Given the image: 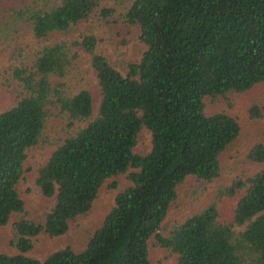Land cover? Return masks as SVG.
Instances as JSON below:
<instances>
[{"label": "trees", "instance_id": "16d2710c", "mask_svg": "<svg viewBox=\"0 0 264 264\" xmlns=\"http://www.w3.org/2000/svg\"><path fill=\"white\" fill-rule=\"evenodd\" d=\"M97 8L112 12L99 0H0V44L21 30L36 41L10 67L18 97L0 110V225L12 224L16 247L0 251V264H154L152 243L175 264H264L263 166L164 226L180 185L217 177L222 152L240 135L238 119L208 111L209 101L264 83V0H131L122 18L138 26L144 49L124 72L96 49L95 35L78 42L97 78L94 95L86 87L70 90L62 79L76 43L65 35ZM53 107L74 130L38 164L36 190L53 201L36 220L25 215L19 186ZM250 113L261 109L253 104ZM143 131L150 145L139 151ZM247 156L264 161V145L254 142ZM121 174L128 184L116 190L83 248L29 253L36 235L66 233ZM237 194L222 219L221 199Z\"/></svg>", "mask_w": 264, "mask_h": 264}, {"label": "rangeland", "instance_id": "374dc122", "mask_svg": "<svg viewBox=\"0 0 264 264\" xmlns=\"http://www.w3.org/2000/svg\"><path fill=\"white\" fill-rule=\"evenodd\" d=\"M130 2L131 0H99L100 7L112 9L110 14L103 15L97 8L92 15L77 22L67 31L65 36L76 42L72 45L74 56L71 64L62 79L70 90L86 87L94 95L98 94L95 72L88 61L87 53L81 49L78 43L84 35H95L97 38L96 49L104 53L111 64L122 72L125 71L128 62L135 60L141 54L144 44L138 38V26L126 23L122 18V12ZM15 35L5 44H0V110L12 104L18 97L17 82H12L10 79V67L25 60L27 54L31 53L35 47L36 41L27 30H21L16 39ZM16 45H22L23 53L19 52L20 49ZM253 104L260 107L261 114L259 116H253L250 113V107ZM207 110H224L235 116L241 125L240 135L222 152L220 173L217 177L211 181L189 177L180 185L179 198L172 204L164 220L166 227L191 210L199 209L204 202L215 195L219 188L230 184L233 179H244L258 168L264 167V161L255 162L247 156L248 149L254 142L258 141L264 145V83L256 84L244 92H228L215 101H209ZM73 130L74 126L69 125L67 118L61 112H58L54 107L50 109L41 141L28 150L24 178L19 186L25 201L26 217L41 219L52 203V198L45 197L36 190L34 184L36 170L38 164L48 156L56 143ZM149 145V134L143 131L137 149L144 151ZM115 179L118 186L109 187L104 184L91 209L70 220L66 233L49 236L41 232L36 235L29 253L37 257H44L52 250L67 245L74 249L83 248L87 237L100 224L104 214L111 206L116 190L128 184V179L124 174L117 175ZM236 196L238 194L221 199L219 210L222 219H228L231 216ZM20 215H15V218ZM14 238L12 224L0 225V251L16 252ZM150 253L154 264H175L173 255H168L163 248L153 243L150 246Z\"/></svg>", "mask_w": 264, "mask_h": 264}]
</instances>
